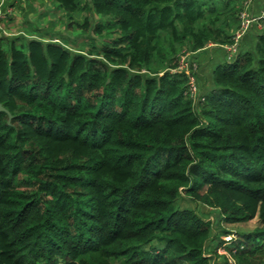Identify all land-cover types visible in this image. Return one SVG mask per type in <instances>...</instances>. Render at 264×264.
I'll return each instance as SVG.
<instances>
[{
	"label": "trees",
	"instance_id": "obj_1",
	"mask_svg": "<svg viewBox=\"0 0 264 264\" xmlns=\"http://www.w3.org/2000/svg\"><path fill=\"white\" fill-rule=\"evenodd\" d=\"M52 2L92 37L0 33V264H213L231 232L201 206L256 218L225 248L264 264V30L224 47L242 0ZM210 43L227 53L195 101L171 70Z\"/></svg>",
	"mask_w": 264,
	"mask_h": 264
},
{
	"label": "rangeland",
	"instance_id": "obj_2",
	"mask_svg": "<svg viewBox=\"0 0 264 264\" xmlns=\"http://www.w3.org/2000/svg\"><path fill=\"white\" fill-rule=\"evenodd\" d=\"M10 1H13L14 4L12 6L9 5L7 9L12 11V13L9 16L6 13L5 17L0 20V33L5 34V36H23L26 39L32 35L39 37L45 36L46 38L43 37L45 39L53 36L59 37L60 40H62L61 36H59L62 35V37H65L62 41H64L67 47L72 50H79L84 47H89L90 41H88V39L92 37L91 34L89 32L83 33L81 32V29L68 30V28H66V23L69 22V19H67L68 16L66 15L65 11L59 9L58 6L52 2V0H21V3L18 5V7L17 4L20 0H6L4 4L7 6V3ZM245 3H247L246 6H244ZM4 4L3 6L1 4L2 8L4 7L3 10H5ZM240 4H243V7L245 8L241 11L239 16L243 13L245 18L247 16L251 18H264L262 14L264 12V0H242ZM76 18V20H80L81 15L78 14ZM97 21H106V18L92 13L91 22L95 24ZM255 21H252L251 24H256L258 26L257 28L264 30V21L260 22L259 24ZM242 22L243 21L241 20V24ZM251 24L249 25L248 29L252 26ZM38 28L48 30L50 32V34H47L49 37L42 35L41 31H38ZM98 38L100 39L101 37ZM227 51L222 50L219 47L216 48L215 45L211 43L206 46L205 51L198 52H192L191 50L187 49L186 46H181V49L177 54L179 57V65L182 64V68L179 67V70L184 68L187 71H192L194 68H196L195 66H197V71H199V76L196 78L197 89L198 92H200V90L204 92L212 84L209 75H211V70L218 60V55H226ZM181 203L183 206H195V204L188 198L182 200ZM199 210V212H201L206 218L215 220V226L218 227L217 233H220L222 228H226L231 232L222 235V239L226 240V242L217 247L218 257H215L211 251L209 252L212 263L236 264L234 257L224 246L225 244H229L230 239L235 238L236 234L252 230L254 226L257 225V219L255 218L247 223L227 224L225 221H221V216L216 210H212L205 206L199 207ZM217 242L218 240L212 241L208 248L210 250H214Z\"/></svg>",
	"mask_w": 264,
	"mask_h": 264
},
{
	"label": "built area",
	"instance_id": "obj_3",
	"mask_svg": "<svg viewBox=\"0 0 264 264\" xmlns=\"http://www.w3.org/2000/svg\"><path fill=\"white\" fill-rule=\"evenodd\" d=\"M5 0H0V20L3 19L5 17V14L6 13H10L11 11H9L8 9L7 10H3L2 6L4 4ZM2 4V6H1ZM263 16H264V12L262 13ZM262 17V16H261ZM241 18H242V26L239 30L236 31V34L234 36V39H235V42L231 45H225L224 47L230 51V55H233L235 52H237V46H238V42L241 38V36L246 32V30L248 29L249 25L251 24L252 21H255V20H259L261 18H257V17H249L247 16L245 18V15L242 13L241 14ZM1 29V28H0ZM215 45V44H214ZM179 67L182 68V64L178 65L177 68H174L172 69V71L174 72H177V71H180V72H185L188 76V88H187V93L189 92V95L196 101V97L200 94V92H198V89H197V83H196V72H197V66H195L196 68H194L192 71H187L186 69H180L179 70ZM232 239V238H231ZM230 239V240H231ZM226 245V244H225ZM225 247V246H224Z\"/></svg>",
	"mask_w": 264,
	"mask_h": 264
},
{
	"label": "crops",
	"instance_id": "obj_4",
	"mask_svg": "<svg viewBox=\"0 0 264 264\" xmlns=\"http://www.w3.org/2000/svg\"><path fill=\"white\" fill-rule=\"evenodd\" d=\"M6 1V0H5ZM21 3V0L18 2V4H17V7H18V5ZM12 4H13V1H10V2H8L7 3V6H6V4H4V6H5V9L6 8H8L9 7V5H11L12 6ZM20 7V6H19ZM13 9H14V7H13ZM15 10V9H14ZM12 13V11L10 12V13H7L8 14V16H9V14H11ZM14 13V12H13ZM13 15V14H12ZM254 33H249L248 34V37H250V39H253L254 38ZM247 37V36H246ZM246 45V44H245ZM247 46V45H246ZM254 46V44H252V43H250V45H249V47H253ZM219 57H218V60L216 61V63L219 61V60H223V58H224V56H223V54H222V56L221 55H218ZM209 77L211 78V75H209Z\"/></svg>",
	"mask_w": 264,
	"mask_h": 264
},
{
	"label": "water",
	"instance_id": "obj_5",
	"mask_svg": "<svg viewBox=\"0 0 264 264\" xmlns=\"http://www.w3.org/2000/svg\"><path fill=\"white\" fill-rule=\"evenodd\" d=\"M0 109H2V106H0Z\"/></svg>",
	"mask_w": 264,
	"mask_h": 264
}]
</instances>
